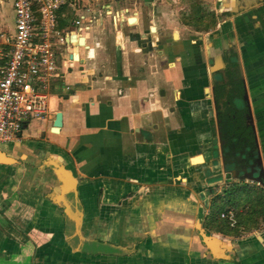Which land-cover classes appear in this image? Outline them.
<instances>
[{
	"label": "crops",
	"instance_id": "0c3cea01",
	"mask_svg": "<svg viewBox=\"0 0 264 264\" xmlns=\"http://www.w3.org/2000/svg\"><path fill=\"white\" fill-rule=\"evenodd\" d=\"M92 1L69 0L57 13L58 29L85 37L86 45L70 42L61 56L66 67L61 65L63 77L53 84L48 134L36 143L23 139L21 146L44 150L74 172L83 233L117 252L91 262L67 247L65 220L55 200L59 183L36 159L34 164L0 166V262L205 264L198 226L232 242L264 235L262 228L236 238L205 226L213 200L226 189L224 180H212L225 176L223 151L216 147V141L219 146L223 141L218 129L214 138L211 125L216 108L210 71L217 67L209 65L210 59L224 63L222 37H190L182 28L179 36L176 31L169 35L157 25L156 15L145 20L140 11L125 7L107 11L118 21L112 54L109 38L100 33L106 19L99 13L96 25ZM218 5L226 8L221 17ZM12 10L10 2L0 3V43L14 39ZM215 11L220 29L228 22L241 23L229 41L242 62L264 168V2L216 1ZM227 12L234 14L227 18ZM81 16L86 20L76 25ZM129 17L138 23L130 26ZM75 54L79 59L71 58ZM58 112L64 124L53 133ZM233 179L231 184L242 182ZM14 220L25 221L23 229ZM38 232L46 234L45 240Z\"/></svg>",
	"mask_w": 264,
	"mask_h": 264
},
{
	"label": "built area",
	"instance_id": "2783aa9c",
	"mask_svg": "<svg viewBox=\"0 0 264 264\" xmlns=\"http://www.w3.org/2000/svg\"><path fill=\"white\" fill-rule=\"evenodd\" d=\"M4 2L12 4L16 31L12 41L0 43V144H13L21 142L30 119L49 116L53 84L63 77L61 65L66 67V60L60 64L58 59L73 43L70 34L62 35L57 27V13L69 0H0ZM85 20L81 16L75 24ZM221 217L236 224L232 211Z\"/></svg>",
	"mask_w": 264,
	"mask_h": 264
},
{
	"label": "trees",
	"instance_id": "16d2710c",
	"mask_svg": "<svg viewBox=\"0 0 264 264\" xmlns=\"http://www.w3.org/2000/svg\"><path fill=\"white\" fill-rule=\"evenodd\" d=\"M182 3V2H181ZM187 6L184 20L197 29L210 32L215 30L219 23V15L214 10L205 7L201 0H184ZM236 59V58H235ZM230 81L218 88L217 100L223 105L221 113L222 140L226 141L224 152L227 156L226 169L236 167L235 158L253 163L258 157L255 134L248 125L245 105L236 106L237 101L244 100L243 82L239 66L235 60L231 65ZM231 85V89L226 86ZM231 161V163H230ZM258 172V171H257ZM260 171L257 173L258 176ZM232 211L236 224L232 226L229 219H224L221 214ZM205 226L216 233L225 236L241 238L247 233L260 230L264 227V188L249 183H234L218 195L211 204L210 215Z\"/></svg>",
	"mask_w": 264,
	"mask_h": 264
},
{
	"label": "water",
	"instance_id": "95a60500",
	"mask_svg": "<svg viewBox=\"0 0 264 264\" xmlns=\"http://www.w3.org/2000/svg\"><path fill=\"white\" fill-rule=\"evenodd\" d=\"M146 1L150 2V0ZM225 9L226 8H224V6L222 5L218 6V13L220 16L224 13ZM114 21H116V18ZM137 23V17L128 18V24L130 26H135ZM116 25H118V21H116ZM150 30L152 32H156L157 28L153 26ZM119 32H121V30L118 31V34ZM70 42H74L75 46L85 47L86 38H78L77 35H73L70 37ZM71 58L79 59V55H72ZM239 65L242 73V78L245 83V76L240 58ZM245 88V100L248 102L249 107L248 124L253 128V131L255 133L256 145L258 148L257 160L258 167L260 168V175L258 177H255L253 173H250L247 176H244L243 178L246 182H253L258 183L259 185H263V159L261 151L259 149V141L257 140L256 127L253 121V110L250 104L249 94L246 86ZM63 119V113L58 112L55 116L53 123V133H60L64 124ZM36 159H40L41 161H43V164H41V168L48 169L49 171H51L55 175L59 183L60 193L56 201L59 205L64 208L65 218L68 227L67 240L72 245L73 249L77 252H86L88 254L93 255L97 253H116L117 251L109 250L112 246L107 244H100L99 242H97V240L93 238L91 239V237L87 238L86 236H84L82 230L83 216L81 211L82 205L78 191V179L75 176L74 172L61 159L55 156H51L47 154L46 151L41 149L36 150L34 152L31 150H27L26 148L21 146V142L13 144H0V166L2 167L14 166L19 164L20 162L34 164ZM234 177L236 178V176ZM198 230L199 233L197 235L203 244L204 250L203 263L207 264V262H213L211 264H218L219 262L221 263L225 260L234 259L235 261L241 264H264V235H259L258 237L255 236L251 238V240H237L232 242L230 240L224 239L223 237H218L209 234L201 226H198ZM94 241H96V244ZM90 243H92L91 245H95L97 247L89 251L84 249V246ZM250 243H252V245L254 244V246H252ZM99 245H107L108 247L101 246V249H99Z\"/></svg>",
	"mask_w": 264,
	"mask_h": 264
},
{
	"label": "rangeland",
	"instance_id": "374dc122",
	"mask_svg": "<svg viewBox=\"0 0 264 264\" xmlns=\"http://www.w3.org/2000/svg\"><path fill=\"white\" fill-rule=\"evenodd\" d=\"M183 1L184 0H180L179 2L175 3L174 0H159V2L154 5L151 3V0L150 2H147L146 0H93L91 8L93 10L92 14L96 22V25L98 24V22L101 23V21H99V16L102 21L103 19H106V25L104 28L102 27L103 25L100 27V33L103 36L109 38V40H107V43L109 45L107 46V49H109L112 54H113L112 43H113L114 35L116 33L115 32L116 28H115L113 16H111L112 13L108 14L107 11L118 10L119 8H125V7L131 8L132 10L140 11L144 15L145 20L153 15H156L159 18V20H157V25H159L160 27H163L165 31H168L169 35H171L172 33L176 31L175 32L176 35L179 36V32L177 31H180L179 29L182 28L183 31H185V35L190 36V37L195 34L201 35V36H204L207 34L209 35L210 39L211 38L214 39V37L215 39H220L222 37L223 43L220 44L221 47L226 45L224 43L230 42L229 40L231 39V36L233 37L234 35H236L234 34L233 30L235 29V27H239L241 23H238V25H235L234 22L225 23L224 25H222V27L224 26V29L218 28L219 26L218 24L217 28L210 32L197 29L193 27L192 25L188 24L184 20V14L185 13L188 14L189 11H186L187 6L183 3ZM201 1L205 4V7H207L210 10L215 11L217 0H201ZM104 6H107L106 9ZM94 8L96 10L98 8L99 10L95 12ZM99 13L100 15L98 16ZM220 19L222 22L223 19L222 18ZM9 22L12 24L13 29H14L15 14L13 10L11 11ZM62 25L66 27L69 26V24H64V23L63 24L61 23V26ZM64 34L65 32L62 31V35ZM244 35L247 36L246 33ZM55 41L59 42L60 38L56 37ZM219 49L222 50V48H219ZM62 59L63 57H60L58 59V62L61 63ZM54 98H55L56 103L60 101L59 97H54ZM48 119H50L49 116L43 120H38L36 118L30 119L27 126L24 127V130L21 135L22 139L30 140L34 143L41 141L42 134L47 135L49 132V126L51 124V121H50L51 119L50 120ZM235 180H241L242 183H245L244 178L242 179L237 178ZM262 186L264 187V184ZM9 218L12 219V216ZM13 222L17 223L15 220ZM24 223L25 221L21 222L20 224L17 223V226H19L18 228L23 229ZM7 263L17 264V263H13L10 260H7ZM0 264H6V262H0ZM218 264H241V263L235 261L234 259H230V260H225L221 263L219 262Z\"/></svg>",
	"mask_w": 264,
	"mask_h": 264
},
{
	"label": "flooded vegetation",
	"instance_id": "af4514ba",
	"mask_svg": "<svg viewBox=\"0 0 264 264\" xmlns=\"http://www.w3.org/2000/svg\"><path fill=\"white\" fill-rule=\"evenodd\" d=\"M264 2V0H262ZM234 13L233 12H227L225 13V16L227 18H230ZM212 47H217L216 43H213V46ZM222 48V54H223V58L222 60H224V63L222 62L220 64V62L218 64H215L214 61L212 59H210L209 61V65L210 67H217V69H213L210 71V81H211V87H212V97H213V100H214V105H215V108H216V117L212 119V122H211V125H212V132H213V135H214V138L217 140V129L218 131H220V136L222 138V131H221V119H220V116H221V113L223 111V105L222 104H219V101L217 100V90L218 88H220L221 85H224L226 83L224 82H228L230 81V77L228 76L229 74H231V65L233 64V62L236 60L237 63H238V66H239V71H240V76H241V79H242V82H243V88H244V97H243V101L242 100H239L237 101L236 103V106L239 107V108H242L244 105L247 109V113H246V118H247V122H248V116H249V107H248V102L245 100V93H246V88H245V83L243 81V78H242V73H241V70H240V65H239V56L237 54V51L235 50L234 46H232V43L231 41L228 42V45L227 46H223L221 47ZM236 58V59H235ZM220 64V65H219ZM223 64H225V66L221 69H219L218 67L220 66H223ZM231 82V81H230ZM221 87H224V86H221ZM231 89L232 86L231 85H228L226 86V89ZM249 125V124H248ZM253 130V128H252ZM254 132V131H253ZM255 134V133H254ZM43 138V137H42ZM22 139V138H21ZM23 140V139H22ZM21 140V142H22ZM223 141V145L222 146H219L218 145V141H216V147L218 148H222V155H223V166H224V170H225V176L223 177L222 179V176L221 177H217L216 179H212L214 180L213 182L215 181H220V180H224V184L226 185V188L229 187L231 185V182L234 181L233 177L236 175V178L238 179H242L244 176H247L248 174L250 173H253V175L255 177H258V172L260 171V168L258 167V160L256 158V160L250 164L249 161L247 160H241L239 158H235V161H236V167L235 169L233 170H227L226 169V164H227V156H231L230 153H225L224 152V148L226 146V141L222 140ZM230 158V157H229ZM231 163V161H230ZM43 164V163H42ZM258 171V172H257ZM212 175V174H211ZM245 182V181H244ZM58 197V195H57ZM56 197V199H57ZM55 199V200H56ZM56 202V201H55ZM58 204V202H57ZM59 205V204H58ZM59 207L61 208L62 210V215H63V218L65 220V230H64V239L63 241L65 242V244L67 245V247H70L71 248V251H74L76 252V254H81L83 255V257H87V258H91V262H92V259L93 258H102V257H108L109 255L111 254H107V253H97L95 255L93 254H88L86 252H77L73 249L72 245L69 243V241L67 240V230H68V227H67V221H66V218H65V212H64V208L59 205ZM83 210V208L81 207V211ZM82 216H83V211H82ZM209 218V216L206 218V220ZM206 223V221H205ZM32 233V231H31ZM209 233V232H208ZM38 234V237L41 238L42 240H45V236L46 234H42L40 232L36 233ZM84 234V233H83ZM84 236H86L84 234ZM88 238V237H87ZM95 239L97 240V242H99L100 244H105L104 240H101L99 238H95V237H91V239ZM95 244H96V241H94ZM92 243L90 244H86L84 246V249L86 250H91V249H94L96 248L97 246L95 245H91ZM98 244V243H97ZM101 246H106L108 247L107 245H99L98 248L101 249ZM105 248V247H104ZM94 261V260H93Z\"/></svg>",
	"mask_w": 264,
	"mask_h": 264
}]
</instances>
